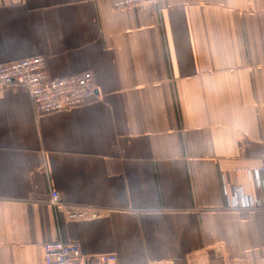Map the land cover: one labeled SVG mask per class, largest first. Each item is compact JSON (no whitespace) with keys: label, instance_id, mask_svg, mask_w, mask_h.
Wrapping results in <instances>:
<instances>
[{"label":"crops","instance_id":"crops-1","mask_svg":"<svg viewBox=\"0 0 264 264\" xmlns=\"http://www.w3.org/2000/svg\"><path fill=\"white\" fill-rule=\"evenodd\" d=\"M91 71L96 96L36 113L0 88V264L48 241L120 264H264V0H0V62ZM70 210L96 211L70 220Z\"/></svg>","mask_w":264,"mask_h":264},{"label":"built area","instance_id":"built-area-1","mask_svg":"<svg viewBox=\"0 0 264 264\" xmlns=\"http://www.w3.org/2000/svg\"><path fill=\"white\" fill-rule=\"evenodd\" d=\"M157 0H112L115 9L133 5L156 2ZM6 85H22L27 88L36 113L49 114L72 110L88 104L96 96L91 71L52 77L49 73L47 58L34 55L21 59L0 62V88ZM262 163L251 170L264 171V149L260 153ZM51 203L55 210L64 212L68 219H83L93 214L92 205L73 211L62 202L59 193H52ZM45 264H120L115 253L94 256L83 254L82 245L77 241H48L44 244Z\"/></svg>","mask_w":264,"mask_h":264}]
</instances>
